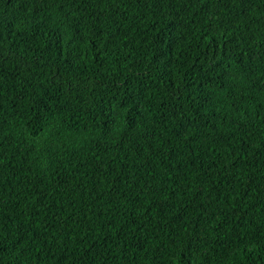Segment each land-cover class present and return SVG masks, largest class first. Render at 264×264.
<instances>
[{
  "label": "trees",
  "instance_id": "16d2710c",
  "mask_svg": "<svg viewBox=\"0 0 264 264\" xmlns=\"http://www.w3.org/2000/svg\"><path fill=\"white\" fill-rule=\"evenodd\" d=\"M0 264H264V0H0Z\"/></svg>",
  "mask_w": 264,
  "mask_h": 264
}]
</instances>
